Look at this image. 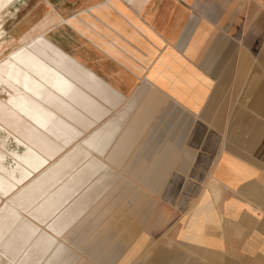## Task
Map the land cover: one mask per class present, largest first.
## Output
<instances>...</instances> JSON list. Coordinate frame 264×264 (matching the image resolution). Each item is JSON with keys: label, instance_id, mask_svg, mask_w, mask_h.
<instances>
[{"label": "crops", "instance_id": "obj_1", "mask_svg": "<svg viewBox=\"0 0 264 264\" xmlns=\"http://www.w3.org/2000/svg\"><path fill=\"white\" fill-rule=\"evenodd\" d=\"M79 1L64 11L69 27L62 28L75 30L69 20L88 23L81 16H96L104 27L94 28L103 53L140 69H123L127 82L121 90L115 86L120 101L113 108L148 82L147 108L160 109L148 134L164 124L189 125L197 127L200 139L215 143L214 182L208 187L213 214L202 231L188 237L194 252L207 253L197 264H264V0ZM60 33L55 28L50 36L59 48ZM177 153L166 150L146 163L139 182L158 189ZM185 160L179 166H187ZM188 262L175 256L165 264Z\"/></svg>", "mask_w": 264, "mask_h": 264}, {"label": "rangeland", "instance_id": "obj_2", "mask_svg": "<svg viewBox=\"0 0 264 264\" xmlns=\"http://www.w3.org/2000/svg\"><path fill=\"white\" fill-rule=\"evenodd\" d=\"M77 1L79 0H32L27 8L25 7L22 14L17 17L18 19L13 20L14 23L11 22L7 25L6 22L0 21V62L7 58L10 53L19 49L20 44L16 43V39L22 32H26L31 24L39 21V25L43 27L46 22L53 19L55 20L53 27L61 32L59 34L60 48L85 69L92 70L104 79L114 91H116L115 86L121 90L122 85L125 86L127 82V79H122V75L125 73L123 69H129L132 72H138L140 69L135 70L133 62H127V67L123 63L120 65L119 62L113 61L110 56H106L103 53L102 49L104 47L101 45V39L95 35L94 28L104 27H101L99 22L96 21V16L86 14L81 16L88 23H83L82 21L78 23L70 17L72 20H69L68 23L72 24L75 30L62 28V25L69 27L68 24H64L66 22L63 20L64 11L67 10L69 12L68 9L76 8L78 6ZM80 1L82 5L87 4L86 0ZM56 6H60L58 12L55 11ZM24 19L25 23L23 26L21 25L20 31L12 34V40L7 39L11 36L8 33ZM51 35H53V32ZM45 79L49 78L45 77ZM146 84L137 93H134L133 88L128 95H125L123 102L118 108L113 109V112H110V108L107 105L91 97L88 94L91 92L90 90L73 85L75 87L69 94L73 97H68L67 99L99 123L98 126L92 127L93 129L89 128L86 132L87 134L92 133L109 118L113 117L111 119L113 121L120 119L125 111L128 110V117L127 119L124 118L126 119L124 125H127L125 130H111L104 133L102 128L93 136L100 139L99 145L107 142V140L111 141L109 155L113 157L120 156L121 158L127 156L129 161L124 170H122L123 168H115L117 172L119 171V176L116 175V180L111 185L113 188L110 189L108 195L105 197L106 193L99 195L97 200L91 203V207L83 212H81L80 207L74 206V200L54 212L46 213L45 216H39L37 211L41 208L43 210L47 209L48 205L41 207L38 203L29 209L19 207L24 217L14 229V241L19 238L28 224L39 227L38 235L48 236L47 234H49V237L55 238L53 239L54 241L52 240L54 247L46 254L41 262L42 264H47L48 262L50 264H165L166 261L172 260L175 256L184 257V260L189 261L188 264H197L198 261H203L207 256V253L204 252H194L196 247H192L193 239L188 237L202 231L204 221L211 218L213 214V207L210 204L211 194H209L208 187L209 183L212 184L214 182L211 166L217 158V152L214 151L215 143L206 140L207 137L204 141L200 139L202 136L199 134L197 127L189 125L164 124L157 126L152 134H148L160 109H158L159 104H156L157 102L154 103L156 104L157 112L147 108V96L149 93L146 91ZM0 92V102H5L3 99L9 96L10 91L2 82H0ZM29 120L22 121L24 124L21 123L23 126H28L30 124ZM17 123L20 122L15 120L12 124L17 127ZM56 124L63 133L71 138L73 137L72 145H75L82 138L77 129L65 126L66 124L68 125L66 121L59 119ZM5 130H9V128L0 121V195L5 194V187L16 192L21 186L15 182L16 179H13L15 178L14 160L17 158L19 145L15 137L18 134L27 132L24 129H19L16 132ZM136 139L140 143L133 151L131 150V145ZM177 141L179 143H176ZM156 143L164 146L153 149L154 147L152 146H155ZM117 146H120V150L117 149ZM42 148H49L54 151L58 148V144L52 143L51 145L47 143ZM176 149L178 150V155L172 162L173 167L168 169L166 174L168 177L166 178V175H163V182L159 184L161 189L158 186V189L155 188L152 191L150 188L151 184L146 186L135 184L134 194L128 199L122 198L120 203H118L119 205L112 208L97 223V219L101 215V208L112 203L113 195L116 191L114 187L124 179L125 174L127 175L128 172H131L137 176L147 168L145 166L146 163L159 158L158 156H161L166 150L175 151ZM64 152V150L57 152V157L62 156ZM185 153L190 158H186ZM181 159L188 163L187 166H179ZM92 161L90 160V162L84 164V168L87 169L84 176L86 188L103 174V170L97 172L98 170L94 169V164L92 163L95 162L96 167L100 170L104 168L103 163L106 160L100 157L97 161ZM173 170L178 172H172ZM157 184L158 182H155L154 185L157 186ZM82 189L83 193L85 187ZM141 193L147 196L142 197ZM102 198L106 199L103 203ZM65 212L68 213V219L66 216L64 219L67 221L61 222L63 228L66 226V222L73 218L77 219H73L75 221L61 234H56L54 229H58L59 225L55 224V220ZM84 218L89 227V230L85 232L86 236H88L85 238L81 237L82 230L86 229V225L82 223ZM207 224L212 229L213 222H208ZM76 228H80V230L75 235L73 234V242L67 243L65 240L66 234ZM72 233H70V236H72ZM78 237L85 240L81 248H79L80 244L77 243ZM182 237H185V239H182ZM74 240H76L78 245H74ZM103 241L105 242L102 243ZM60 242L61 244H59ZM89 244H92L93 248L90 254L86 255L84 253L87 250L85 246ZM69 246H74V250H71ZM46 247V243L42 247H35L31 251V257L25 258L23 263L32 264L33 257L39 251H45ZM108 252H110V257L106 254Z\"/></svg>", "mask_w": 264, "mask_h": 264}, {"label": "bare ground", "instance_id": "obj_3", "mask_svg": "<svg viewBox=\"0 0 264 264\" xmlns=\"http://www.w3.org/2000/svg\"><path fill=\"white\" fill-rule=\"evenodd\" d=\"M31 1L0 0V21L6 22L7 25L13 22ZM64 16L69 19V14H64ZM54 22L52 20L50 24L43 27L39 25V21L33 23L32 27L26 32H22L16 39V43L20 44L19 49L10 53L0 62V82L4 83L10 91L9 96L3 99L5 102H0V121L9 128L5 131L27 130L15 137L19 145L17 158L14 160L15 178L13 179H16L15 182L21 186L16 192L5 187V194L0 195V264H25L23 260L31 257V251L46 243L47 249L39 251L31 262L32 264H42L46 254L54 247L52 242L55 238L49 237V234H47L48 236L38 235L39 227L29 224L19 238L14 241V229L24 217L19 207L29 209L38 203L41 207L48 205L47 209L41 208L37 211L39 216H45L46 213L54 212L74 200V206L80 207L83 212L91 207V203L96 201L99 195L104 193H106L104 197L108 195L110 189L113 188L111 185L116 180V175L119 176V171L117 172L115 168L124 170L129 161L127 156L121 158L109 155L111 141L99 145L100 139L93 136L102 128L104 133L117 129L125 130L127 125L124 123L128 117V110L125 111L119 122L114 123L110 120L97 130L87 134V128L98 122L67 99L73 97L69 95V91L75 85L90 90L91 92L88 94L95 100L106 102L110 112H113V107L120 101V98L115 95V91L104 79L92 70L85 69L73 57L55 45L50 39V34L55 31ZM24 23L25 19L21 20L14 29L12 28L13 30L8 33L11 36L7 39L10 40L13 33L20 31V27ZM112 58L116 60L117 57L113 56ZM45 77H48L49 81H46ZM27 119H30V124L23 126L22 121ZM59 119L68 123L65 125L66 127H74L82 135L75 145H72L73 137L67 136L57 126L56 123ZM15 120L20 122L17 123V127L12 124ZM47 143L51 145L56 143L58 148L54 151L42 148ZM138 145L139 142H134L131 145V150L137 148ZM117 149L120 150V146H117ZM62 150L65 152L58 158L57 152ZM100 157L106 161L103 163L104 168L99 170L93 161H97ZM90 160H93L94 169L98 170L97 172L103 170V174L86 188L84 176L87 169L84 168V164ZM135 176L128 172L124 179L114 187L116 191L112 203L101 208V215L98 217L97 223L112 208L118 206L122 198L128 199L134 194L135 184L146 186L139 182L138 175V179ZM83 187L85 190L82 193ZM141 195L142 197L147 196L144 193ZM105 200L102 198V203ZM121 210L123 211V209ZM66 216L68 219L67 212L55 220V224L59 225L58 229H54L56 234H61L77 219L73 218L75 220L71 219L66 222V226L63 228L61 222L67 221L64 219ZM85 220L84 218L82 222L86 225V229L81 232L83 238L88 236L85 232L89 230ZM79 230L80 228L70 230V233H73L72 236L70 233L66 234V242H73V236ZM74 241L75 245L76 240ZM84 242L85 240L78 237L79 248L83 246ZM92 246V244L85 246L87 250L84 253L86 255L90 254ZM69 248L74 250V246H69Z\"/></svg>", "mask_w": 264, "mask_h": 264}]
</instances>
